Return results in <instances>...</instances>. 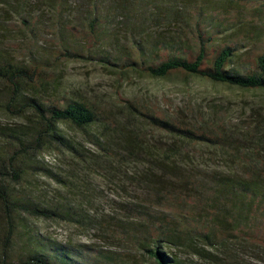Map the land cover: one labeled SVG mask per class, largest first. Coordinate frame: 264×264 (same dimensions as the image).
I'll return each instance as SVG.
<instances>
[{
	"label": "trees",
	"instance_id": "trees-1",
	"mask_svg": "<svg viewBox=\"0 0 264 264\" xmlns=\"http://www.w3.org/2000/svg\"><path fill=\"white\" fill-rule=\"evenodd\" d=\"M73 11L82 16L83 31L76 29L79 34H69L67 45L55 46L47 35L62 33L60 27L75 30L68 17ZM0 13L5 17L0 20V106L29 123L4 132L0 146L3 246L27 226L22 212L56 214L10 193L8 183L21 182L35 155L64 147L86 160L87 154L60 132V123L88 134L100 155L147 163L129 176L147 193L126 203V218L106 225L119 232L129 252L99 250L86 256L69 245L42 242L26 227L30 240L23 253L11 259L4 252L3 264H250L248 253L264 255V156L255 128L242 136L222 122L169 116L124 100L137 124L121 131L109 109L53 96L56 79L47 69L63 59L89 58L120 74L193 75L264 92V0H0ZM12 16L14 26L4 25ZM150 24L163 26L153 39L146 29ZM15 32L17 45L8 41ZM88 38L95 49H78L77 42L86 44ZM141 123L168 140H149L139 130ZM96 127L98 135L92 131ZM113 130L122 134L118 148L109 144ZM204 153L228 160L223 168L187 161L190 154ZM62 216L70 218L67 211Z\"/></svg>",
	"mask_w": 264,
	"mask_h": 264
},
{
	"label": "rangeland",
	"instance_id": "rangeland-1",
	"mask_svg": "<svg viewBox=\"0 0 264 264\" xmlns=\"http://www.w3.org/2000/svg\"><path fill=\"white\" fill-rule=\"evenodd\" d=\"M76 14L73 11L68 16L70 20L73 19L71 22L75 30L60 27L62 33L47 35L52 44L59 46L62 42L67 45L70 42L69 34L76 35L79 34L78 30L83 31L85 22L80 14ZM2 18L5 19L0 13V20ZM13 18L10 17L4 25H13ZM162 28L150 24L146 29L153 39ZM12 34L15 38L8 41L17 45L20 40L16 32ZM86 41V44L77 42V46L82 47L78 49L84 50L95 44L91 38ZM47 69L56 79L57 85L51 91L53 96L83 99L99 108L109 109L121 131L132 128L133 122L135 126L137 124L131 120L126 108L124 100H129L146 109L153 107L169 116L179 115L193 120L198 118L206 123L222 122L242 136L250 135L255 128L258 131L256 137L261 138L260 153L264 156V125L256 127L258 123L264 122V92L260 89H243L193 75L184 77L172 74L158 78L134 71L120 74L98 60L89 58L63 59L48 63ZM27 121L26 117L13 115L0 106V146L4 132L25 128L29 124ZM59 127L78 152L87 154L86 160L79 153L76 156L64 147L41 151L32 159L33 167L27 169L20 183H8L10 193L19 202L38 204L56 212L49 217L22 212L26 227L42 242H52L59 247L69 245L74 252L78 253L77 249H80L86 256H95L99 250L129 252L130 246L123 242L119 232L107 229L106 225L126 218V203L143 198L147 193L145 188L129 181L133 172L146 168V161L142 164L120 163L112 157L100 155L103 151L94 146L88 134L82 130L65 123H60ZM138 127L151 141L161 143L168 140L167 135L159 130L143 126L142 123ZM99 130L96 127L92 131L98 135ZM119 130L110 133L109 136L113 138L109 141L110 147L118 148L122 139ZM253 141L250 138L248 142L251 144ZM190 156L187 158L190 163L203 164L206 161L212 166L221 165L222 168L224 160H228L224 157L209 158L206 153ZM64 211L70 214L69 219L62 216ZM2 227L0 220V264H3L4 252H9L11 259L18 258L30 240L27 238V228L23 227L15 230L9 247L3 246ZM179 252L180 256L187 257L186 253ZM248 254L246 258L250 264H264L263 254Z\"/></svg>",
	"mask_w": 264,
	"mask_h": 264
}]
</instances>
